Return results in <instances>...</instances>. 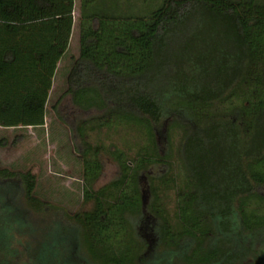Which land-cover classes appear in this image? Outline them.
<instances>
[{
  "label": "trees",
  "instance_id": "16d2710c",
  "mask_svg": "<svg viewBox=\"0 0 264 264\" xmlns=\"http://www.w3.org/2000/svg\"><path fill=\"white\" fill-rule=\"evenodd\" d=\"M97 1L79 0L78 56L70 58L65 89L53 105L56 110L68 96L74 109L97 115L74 121L71 129L87 176L82 203L92 204L88 212L70 216L84 229V248L92 255L104 245L111 251L106 232L114 214L121 222L125 212L141 214L143 174L166 163L157 140L165 128L180 134L181 157L193 175L179 190L204 193L187 197L188 208L168 218L167 246L192 241L185 264H264V0H162L147 15L95 11ZM73 11L74 0H0V129L45 126L53 79L73 32ZM116 124L143 129L133 157L88 143L87 132ZM5 142L0 139V147ZM102 152L117 163L119 176L94 189ZM0 179L14 184L13 191L20 183L24 205L20 198L14 205L24 221L36 226L48 219L46 208L57 213L36 195L30 170L0 169ZM174 184L155 182L153 198L158 202L157 191ZM213 202L237 207L246 233L239 248L203 246L216 215L197 207ZM92 262L114 261L106 256Z\"/></svg>",
  "mask_w": 264,
  "mask_h": 264
},
{
  "label": "flooded vegetation",
  "instance_id": "af4514ba",
  "mask_svg": "<svg viewBox=\"0 0 264 264\" xmlns=\"http://www.w3.org/2000/svg\"><path fill=\"white\" fill-rule=\"evenodd\" d=\"M161 155L167 156L166 163L150 167L148 173L143 174V180L140 182L141 214L125 212L124 222L120 221L119 213L114 214L113 222L106 232V236H111V251L107 245H104L96 248L94 255L86 247L84 248V239L81 235L84 229L70 220L73 213L66 215L63 210L58 211V214L49 213L50 226L47 230L41 228L39 222L35 226V222L24 221L22 211L14 205L21 194L20 183H16L15 191L7 186L4 192L0 193V204L9 208L5 210L13 218L4 222L0 220V264H101L92 261L96 259L101 262L106 256L112 257L113 264H185L184 251H189L187 246L194 245L193 242L180 239L179 246L168 247L164 241L163 229L168 226V220L173 219V212L176 209L188 208L185 205L189 202L187 197H195V195L198 197L204 193L202 190H196V193L195 190H179L182 182L193 177L192 173H187L185 166L188 161L181 157V149L178 157H171L166 152ZM158 168H161L160 174L154 173ZM149 178L154 179L155 182L161 179H173L175 184L165 190L157 191L159 192L157 202L152 196L155 182L151 183ZM6 183L7 181L0 179V188ZM170 193H174V200L167 206L164 201ZM225 194L226 192L220 193L221 196ZM179 197L185 198V201L179 202ZM197 209H205L216 215L212 219L213 230L207 234L208 237L203 245L206 248L212 249L230 244L239 248L246 241V233L236 214V206L228 207L221 202L220 204L213 202L209 206L202 205ZM222 210L224 215H218L217 213ZM41 230H43L42 234ZM35 235L38 237L36 242ZM186 243L187 245L184 246Z\"/></svg>",
  "mask_w": 264,
  "mask_h": 264
},
{
  "label": "rangeland",
  "instance_id": "374dc122",
  "mask_svg": "<svg viewBox=\"0 0 264 264\" xmlns=\"http://www.w3.org/2000/svg\"><path fill=\"white\" fill-rule=\"evenodd\" d=\"M162 0H98L94 5L95 11L110 12L113 14H138L147 15L155 9ZM79 0H74L73 32L69 42L66 55L61 60L55 74L46 108L45 126L35 129H0V139H5V145L0 147V169L23 172L30 170L36 176V195L46 203L53 206L57 212L59 209L67 214L89 211L91 203H82V188L84 176V165L81 162L79 151L80 141L73 138L71 129L76 120H89L97 116L94 112H81L70 103L68 96H62L60 103L53 108L56 100L65 89V77L70 69V58L78 56V19ZM57 113L61 116V120ZM143 129L128 125H115L110 129L104 128L100 131L87 132V141L91 145L101 144L105 149L114 146L118 150L125 151L129 157H133L137 151L136 146L143 141ZM19 136L17 139L16 137ZM243 139V136H240ZM159 152L168 153L171 157H178L180 147V134L168 129L161 130L157 136ZM15 139L16 142H15ZM127 152V149H130ZM111 150H114L112 148ZM102 164V172L94 184L98 189L118 177V165L111 157L102 152L99 156ZM161 168L154 173L160 174ZM15 179L14 181H16ZM14 184L6 183L0 188L4 192L8 186L10 189ZM20 205H24L19 197ZM174 193H170L165 199V205L173 203ZM55 206V207H54ZM25 208V207H24ZM0 204V220H11L13 217ZM58 209V210H57ZM53 210L46 208V215L50 216ZM7 213V214H6ZM31 217V215H30ZM35 220L40 216H33ZM39 225L47 230L50 226L48 219L39 221ZM47 232V231H45ZM35 235V242L37 240ZM26 255V254H25Z\"/></svg>",
  "mask_w": 264,
  "mask_h": 264
},
{
  "label": "crops",
  "instance_id": "0c3cea01",
  "mask_svg": "<svg viewBox=\"0 0 264 264\" xmlns=\"http://www.w3.org/2000/svg\"><path fill=\"white\" fill-rule=\"evenodd\" d=\"M28 129H35V128H28Z\"/></svg>",
  "mask_w": 264,
  "mask_h": 264
}]
</instances>
